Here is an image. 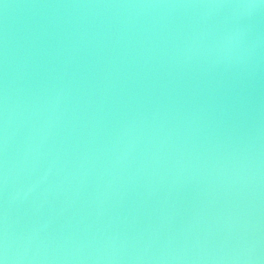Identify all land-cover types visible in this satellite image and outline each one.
<instances>
[{
    "label": "water",
    "instance_id": "water-1",
    "mask_svg": "<svg viewBox=\"0 0 264 264\" xmlns=\"http://www.w3.org/2000/svg\"><path fill=\"white\" fill-rule=\"evenodd\" d=\"M0 264H264V0H0Z\"/></svg>",
    "mask_w": 264,
    "mask_h": 264
}]
</instances>
